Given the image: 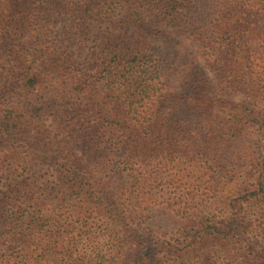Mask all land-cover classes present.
Wrapping results in <instances>:
<instances>
[{
	"label": "trees",
	"instance_id": "1",
	"mask_svg": "<svg viewBox=\"0 0 264 264\" xmlns=\"http://www.w3.org/2000/svg\"><path fill=\"white\" fill-rule=\"evenodd\" d=\"M0 264H264V0H0Z\"/></svg>",
	"mask_w": 264,
	"mask_h": 264
}]
</instances>
